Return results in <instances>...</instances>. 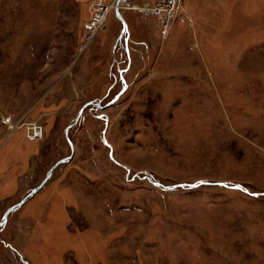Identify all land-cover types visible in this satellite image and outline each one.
Here are the masks:
<instances>
[{
  "label": "rangeland",
  "instance_id": "obj_1",
  "mask_svg": "<svg viewBox=\"0 0 264 264\" xmlns=\"http://www.w3.org/2000/svg\"><path fill=\"white\" fill-rule=\"evenodd\" d=\"M94 1L0 0V156L38 144L0 193V264L44 182L107 230L98 264H264V0H183L167 39L147 0L86 34Z\"/></svg>",
  "mask_w": 264,
  "mask_h": 264
},
{
  "label": "crops",
  "instance_id": "obj_2",
  "mask_svg": "<svg viewBox=\"0 0 264 264\" xmlns=\"http://www.w3.org/2000/svg\"><path fill=\"white\" fill-rule=\"evenodd\" d=\"M12 134L15 135V138L10 143L11 149L3 148L0 156V173L10 175L11 180L7 184L5 181L4 186L0 185V193L9 189L17 190L18 177L29 167V156L33 152L30 150V146L38 145L34 140L25 139L23 145L22 143L18 144L19 131H13ZM10 154H12V158H9ZM2 161L4 164H1ZM62 163L64 162L61 160L57 161L54 164V170H49L47 176L49 174L53 176L55 168H58ZM33 190L36 192L29 195V198L33 199L20 211L31 210L30 215L34 217L32 220L34 225L32 229L27 227L25 224L29 220L23 219L19 222L22 223L19 224L22 228L15 227L14 236L16 238L12 241L9 240L11 249L15 252V254L10 252L14 256L13 258L19 264H98L102 261L106 252L111 248L105 227L98 225L97 229L91 227L81 229L82 227L80 228L70 219L69 215L67 216V207L75 208L77 206L72 205L73 202H69L72 199L62 189L59 190L56 184L44 182L41 187L39 185V187L28 189L30 192ZM27 197L23 199L28 200ZM85 201L84 199L83 202ZM80 206L84 209L82 204ZM56 212L65 216H57ZM71 223L74 225L73 229L69 227ZM60 224L63 225L60 226ZM15 256L19 258V261ZM111 261L113 262V260H110V264H112Z\"/></svg>",
  "mask_w": 264,
  "mask_h": 264
},
{
  "label": "built area",
  "instance_id": "obj_3",
  "mask_svg": "<svg viewBox=\"0 0 264 264\" xmlns=\"http://www.w3.org/2000/svg\"><path fill=\"white\" fill-rule=\"evenodd\" d=\"M92 6H94L96 11H101L102 15L108 10V5L104 3V0H95ZM130 8L137 11L144 19L156 17L160 26V35L162 38L167 39L177 20L178 14L183 10V0H147L143 2H134ZM91 24V26L87 25V27L93 29L94 22L91 21ZM103 25L105 24L103 23ZM103 25H98L95 31ZM31 127H33V130L30 129L31 132H34V135H29L30 138L38 139L42 137L43 130L41 126L34 123Z\"/></svg>",
  "mask_w": 264,
  "mask_h": 264
},
{
  "label": "bare ground",
  "instance_id": "obj_4",
  "mask_svg": "<svg viewBox=\"0 0 264 264\" xmlns=\"http://www.w3.org/2000/svg\"><path fill=\"white\" fill-rule=\"evenodd\" d=\"M103 1V0H102ZM121 0L120 1H118L117 3H116V1L115 2H113V5H111V6H118V8H121ZM125 7V6H124ZM91 10H92V15H93V18H92V20H90V21H87V23H85V31H86V34H89V35H91V36H93V34H94V32H95V29L98 27V25H103V23L106 25V19H107V16H108V11L110 10V7H109V5H108V10L107 11H105V14L104 15H102L101 14V11H96L95 9H94V6H92L91 5V8H90ZM121 16H122V14H121ZM123 17V16H122ZM91 21H93L94 22V27H93V29H90L89 27H87V25H92L91 24ZM88 28V29H87ZM88 40H90V39H87V42H88ZM32 125H34V124H32ZM31 129L33 130V127H31ZM31 135H34V132L32 131L31 132V134H30V136ZM36 140V139H35ZM33 191H35L36 192V190H33ZM29 195H31V194H29ZM11 210V209H10ZM9 210V211H10ZM8 211V212H9Z\"/></svg>",
  "mask_w": 264,
  "mask_h": 264
},
{
  "label": "water",
  "instance_id": "obj_5",
  "mask_svg": "<svg viewBox=\"0 0 264 264\" xmlns=\"http://www.w3.org/2000/svg\"><path fill=\"white\" fill-rule=\"evenodd\" d=\"M117 14L119 15V17L121 18L123 25H124V30L128 29L127 27V23L125 22V20L123 19V17L121 16L120 12H119V8L117 7ZM73 146V145H72ZM35 191H32L31 194H33ZM8 214V212H7ZM5 222H6V218H5Z\"/></svg>",
  "mask_w": 264,
  "mask_h": 264
}]
</instances>
